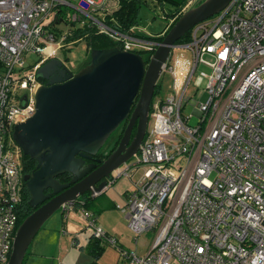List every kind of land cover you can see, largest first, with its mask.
Segmentation results:
<instances>
[{"label": "built area", "instance_id": "2783aa9c", "mask_svg": "<svg viewBox=\"0 0 264 264\" xmlns=\"http://www.w3.org/2000/svg\"><path fill=\"white\" fill-rule=\"evenodd\" d=\"M195 2L187 0L171 23ZM115 8L116 0H0V264L8 262L23 198L13 126L35 111V70L54 56L52 42L58 37V46L66 44L69 32L51 30L58 10L72 23L94 24L124 50L153 55L160 45L109 26L106 16ZM177 46L191 50L192 73L200 65L211 68L204 72L207 99L195 107L197 123L184 113L188 80L182 91L154 100L138 153L89 196L143 166L145 176L117 207L135 236L154 237L145 255L119 249V256L133 264H264V0H231ZM29 53L39 59L26 76ZM166 71L174 72L168 62ZM170 134L178 141H167ZM71 209L73 203L62 212ZM77 212L95 238L115 245L90 210Z\"/></svg>", "mask_w": 264, "mask_h": 264}, {"label": "water", "instance_id": "95a60500", "mask_svg": "<svg viewBox=\"0 0 264 264\" xmlns=\"http://www.w3.org/2000/svg\"><path fill=\"white\" fill-rule=\"evenodd\" d=\"M230 1L196 0L171 26L148 63L140 53L113 46L91 49L87 65L74 73L56 57L36 68V78L45 83L34 91L35 111L15 123L12 132L21 154L36 163L23 175L33 211L16 228L7 264H22L33 237L58 208L86 192L100 191L112 173L138 153L158 80L176 42ZM126 120L122 138L106 159L98 166H84ZM64 173L71 178L62 183L56 177ZM46 189L51 191L44 193Z\"/></svg>", "mask_w": 264, "mask_h": 264}, {"label": "rangeland", "instance_id": "374dc122", "mask_svg": "<svg viewBox=\"0 0 264 264\" xmlns=\"http://www.w3.org/2000/svg\"><path fill=\"white\" fill-rule=\"evenodd\" d=\"M172 9V6L165 2L162 3L159 0H143L138 23L133 28L140 34L155 36L162 32L165 26L169 23L170 16L169 12ZM67 11H72L67 9ZM51 21V17L48 18ZM79 22L72 23L65 15V19L59 22L54 23L51 27V30L54 33L65 34L69 32V29H74L75 27L80 26ZM58 40L52 42L54 47V55L63 61L65 66L73 72L79 71L81 68L87 65L90 60V47L85 40V38H77L75 40H70L66 42L65 45L58 46ZM39 59V55L35 53L26 54L25 57V69L23 74L28 76L32 74L31 66ZM170 65L174 68L173 74L171 72H164L158 80V83L161 84L160 90L156 93L154 99L165 98L167 95L182 91L189 77H191V71L193 68V56L190 49L186 47L176 46L173 48L170 59L168 61ZM205 73H210L211 68L206 65H200L194 76H192L190 85L186 92V97L189 98V102L184 108V113L187 115H192L191 124H195L198 121V115L195 113V107L197 103L203 102L207 99V90H206V78ZM26 90L16 89L18 95H22ZM153 121L152 116H150L149 126ZM115 133V131L113 132ZM112 133V135H113ZM169 142L178 141V136L170 134L164 137ZM105 146V144H104ZM146 168L143 166L138 167L134 170L132 175L123 176L117 178L116 181L108 188L107 194L113 193V185L117 183V190L123 193L127 187L134 188L136 182H139L145 176ZM116 185V184H115ZM119 193V194H121ZM89 195V192H86V196ZM62 208H58L41 226L33 237L28 249L27 255L24 257L22 264H50L49 260L45 259L44 255L41 256L40 252L37 250L38 255L33 256L32 252L36 248V241L42 233V227L47 226L50 223L52 224L55 219L59 220L61 217ZM83 227L84 224H82ZM87 232V231H86ZM88 233V232H87ZM151 236L154 237V234L151 232Z\"/></svg>", "mask_w": 264, "mask_h": 264}, {"label": "crops", "instance_id": "0c3cea01", "mask_svg": "<svg viewBox=\"0 0 264 264\" xmlns=\"http://www.w3.org/2000/svg\"><path fill=\"white\" fill-rule=\"evenodd\" d=\"M170 25L171 18L161 33L163 34ZM195 73L191 71L189 82ZM117 183L113 185L111 194H107V189L94 197H79L80 200L87 201L85 208L94 214L97 224L115 240V245L105 244L96 260L97 264H133L119 256V249L135 250L139 255H145L153 240L151 232L135 236L128 228L127 214L117 206L125 204L126 195L132 188L129 186L121 193L117 190ZM61 214L59 220L55 219L52 224L42 227L36 248L30 253L33 256L38 255V250L50 264H90L92 257L85 248L91 236L90 229L83 227L85 222L76 210L71 209Z\"/></svg>", "mask_w": 264, "mask_h": 264}, {"label": "trees", "instance_id": "16d2710c", "mask_svg": "<svg viewBox=\"0 0 264 264\" xmlns=\"http://www.w3.org/2000/svg\"><path fill=\"white\" fill-rule=\"evenodd\" d=\"M159 1L162 3L167 2L172 6V9L168 13L170 18H172L174 14L179 12L182 9V7L187 3V0H159ZM142 2L143 0H116V8L113 10L110 16L109 15L106 16V23L112 28L117 29L118 31L128 33L130 35L142 36L147 39H154L158 41L159 43H161L164 39L165 34L168 32V30L171 28V26L176 22V20L179 17H177L171 23L169 28L163 34L161 32L155 36L140 34L137 31H135L133 28L138 23V17H139V12H140ZM65 13H66L65 9H59L54 19L52 20V22L56 23L61 20H64ZM81 37L85 38L90 49H101V48H108V47H113V46H122L121 43L114 41L112 38L108 37L106 34L99 32L97 27L92 23H85L78 27H75L74 29L72 28L69 29V34L66 36L65 41L68 42L70 40H75ZM190 39H191V30H189L181 39H179L176 42V44H179V45L185 44L189 42ZM140 53L144 56V58L146 59V62L148 63L151 59L152 53L142 52V51ZM160 88H161V84L158 83V85L156 86L154 97L156 93L160 90ZM154 100L155 99L153 98L152 106H153ZM21 156H22L23 172L32 171L36 165L35 161L33 159H30L26 155L21 154ZM56 178L60 182L64 183V182L69 181V179L71 178V175L69 173H64V174L58 175ZM82 197L85 198L88 196H86V193H85L82 195ZM28 199H29V193L23 182V198H22V202L20 205V209H19L17 227L24 220V218L27 217L33 211V208L28 204ZM86 202L87 201L85 200L83 201V200L77 199L76 201L73 202V209L77 211L80 208H83V207L85 208ZM105 244L107 243L103 239L95 238L91 233L89 241L87 245L85 246L88 254L92 257V261L90 264H97L96 260L100 256L102 250L104 249Z\"/></svg>", "mask_w": 264, "mask_h": 264}, {"label": "flooded vegetation", "instance_id": "af4514ba", "mask_svg": "<svg viewBox=\"0 0 264 264\" xmlns=\"http://www.w3.org/2000/svg\"><path fill=\"white\" fill-rule=\"evenodd\" d=\"M53 57L58 58L55 55ZM40 82L45 83L44 80H41ZM150 116H151V112H150ZM127 122H128L127 120L124 121L121 124V126H119L117 130H115V133H113V135L111 134V136L109 137V139L105 143V146L102 147V149L100 150V152L97 155H94L93 156V159L92 160H87V159L85 160L84 166H86L87 164L92 163V162L93 163H96V165L98 166L101 162H103L106 159V157L116 148V146H117V144L119 142V139L122 138V135H123V132H124V129L126 127ZM135 132H136V126L134 127L133 135L135 134ZM98 160H99V162H97ZM21 162H22V156H21ZM32 171H30V172H23V168H22V174L23 175L29 174ZM50 191H51V189H46L44 191V193H49Z\"/></svg>", "mask_w": 264, "mask_h": 264}]
</instances>
